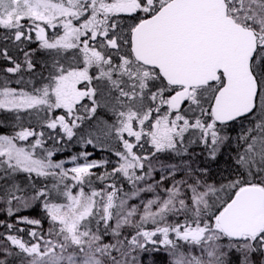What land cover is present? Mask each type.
<instances>
[{"label": "snow or ice", "instance_id": "obj_1", "mask_svg": "<svg viewBox=\"0 0 264 264\" xmlns=\"http://www.w3.org/2000/svg\"><path fill=\"white\" fill-rule=\"evenodd\" d=\"M0 42V210L49 221H0V264H264V0H0ZM74 137L115 162L45 147Z\"/></svg>", "mask_w": 264, "mask_h": 264}, {"label": "rangeland", "instance_id": "obj_2", "mask_svg": "<svg viewBox=\"0 0 264 264\" xmlns=\"http://www.w3.org/2000/svg\"><path fill=\"white\" fill-rule=\"evenodd\" d=\"M16 87H19V86H16ZM60 111L61 110H56L55 111V115H59L60 114ZM0 114H4L6 116H12L13 114L12 113H8V112H0ZM23 119H22V123L25 127H27L26 125V122L25 120L27 119V121H30L29 118L27 117L26 114H21ZM14 118V116H12ZM32 121V120H31ZM35 121V120H34ZM16 123V121H15ZM15 123L12 124L11 126V130H8V134L6 135H14V133L16 131L19 130V128L15 127ZM45 130H48V129H45ZM57 131H59V129H57ZM33 140V138H29V141H17V144L20 145V146H24V147H28L29 143ZM62 142H68L67 139L63 140ZM61 142V143H62ZM71 143L70 148H72L71 150H69V154H68V160H65L66 161V164H65V167H72L73 164L71 163V156L73 155H77L78 153H75V150L73 149L74 145H78L79 147L82 146V151L81 152H90L92 153V155L89 157V159H96V160H100V159H111L112 162L114 163L116 158L114 156L111 155L110 152H107L105 154L104 151H101L99 150L98 148H94L93 146L91 145H82L81 143L78 142V139L77 137H74L71 141H69ZM194 151L196 152H200L201 149L200 148H196L194 146ZM40 149H37L36 150V154L39 156L41 153H40ZM80 153V152H79ZM95 154H100V158H96L94 157L93 155ZM55 157V156H54ZM53 157V159H54ZM64 157V156H63ZM67 158V157H65ZM58 160H64L62 159V157L60 158L58 156ZM78 162H82L81 161H78ZM195 163L198 164L199 166L201 167H208L209 168V172H210V179H215V180H219L221 178V175L224 174L226 175L227 173L224 171L225 169H228V170H231V163L230 161L228 160V153L225 152L223 156L219 157L218 160L216 162H210V161H207L204 157V155H199L195 158ZM111 165V164H109ZM24 174H20L19 176H23ZM86 190V189H85ZM88 191V190H86ZM4 208V205L3 204H0V209H3ZM30 209V208H29ZM22 210L20 211L19 213L16 214V216H28L29 218H32V219H38L37 216L31 214V213H28V210ZM16 216H13V217H8L6 212L0 210V221H5L7 223H11L16 227V228H27V235H28V231L29 230H35V231H44L46 232L44 229H46L45 227H43L42 223L40 225H27V224H22V223H17L16 221ZM182 220V218H180ZM170 222H175V218H172L170 217L169 218ZM1 227V225H0ZM151 228V227H150ZM16 234V233H14ZM20 236L23 237L22 233H19ZM29 237V236H28ZM0 239H3L2 236H0ZM3 257L0 256V259H2ZM165 259L163 253H152V252H148V253H142L141 254V260H142V264H160V262H162L163 260Z\"/></svg>", "mask_w": 264, "mask_h": 264}, {"label": "trees", "instance_id": "obj_3", "mask_svg": "<svg viewBox=\"0 0 264 264\" xmlns=\"http://www.w3.org/2000/svg\"><path fill=\"white\" fill-rule=\"evenodd\" d=\"M2 43L3 42H0V45H2ZM36 46H37L36 44L28 45V47H31V48H36ZM9 49H10V55H13L14 57H18L19 59L22 60V54L17 53L16 48L13 45H11L10 43H9ZM36 59L38 61L37 67L39 68V62H40V59H41L40 54H37ZM6 66H9L7 64V61H5L2 58H0V70H2ZM2 75H3V73H2V71H0V77H2ZM8 75H9L10 79H12L13 81L15 80V77L14 76H11V74H8ZM10 86L16 87V86H19V85L15 84V83H12ZM12 116H14V115H12ZM12 116H6L4 114H0V121H3V123L0 124V134H8V130H11L10 128H11L12 124L15 123V119ZM31 120H32L31 122L30 121H27V119L25 120V122L27 124L26 126L27 127L28 126L36 127L37 125H36V121H34L35 119H31ZM44 131L46 133V138H47V135L50 133L51 130H45L44 129ZM69 145H71V143L69 141L68 142H65V143L62 142V143H60L58 145H54V142L52 140H46L45 147L46 148H53V147H55V148L59 149V151H57V153H56V155L54 157V160H58V156L60 158L62 157V159H64V160H68L69 150L72 149V148H70ZM73 149L75 150V153H79V152L82 151L83 148H82V146L79 147L78 145H74ZM104 152L107 153L108 151H104ZM40 153H42V150L40 151ZM65 157H67V158H65ZM111 167H112V165H108V170H110ZM103 170L104 169H99V170H97L95 172H97V174H99ZM24 176H25V174L23 176H19L18 178L20 180H23L24 179ZM93 186L99 188L102 185L100 184L99 181H95ZM86 190H89V189L86 188ZM74 191H76V190L74 189ZM28 213H31V214L37 216L38 219L41 221L43 227L46 228L44 230L47 231V229L49 227V221H48V219H47L44 211L42 210V208L40 207L39 204H37L34 207L30 208L28 210ZM10 223H11V221H10ZM148 227L150 228L152 226L151 225H148ZM15 229H16V227L14 226L13 234L15 233ZM27 230L28 229L25 228V231L22 233V235H23V238L25 240H30L31 238L28 237V235L26 234L27 233ZM5 231H6V229L1 225V227H0V234L5 233ZM37 232H39V231H37ZM8 259L11 260L12 257H9Z\"/></svg>", "mask_w": 264, "mask_h": 264}, {"label": "flooded vegetation", "instance_id": "obj_4", "mask_svg": "<svg viewBox=\"0 0 264 264\" xmlns=\"http://www.w3.org/2000/svg\"><path fill=\"white\" fill-rule=\"evenodd\" d=\"M85 103H88V101L86 100ZM62 111H63V110L60 111V114H62ZM145 147L147 148L148 146L146 145ZM105 154H106V153H105ZM93 156L96 157V158H100V154H95V155H93ZM97 170H99V169H93L94 172L97 171Z\"/></svg>", "mask_w": 264, "mask_h": 264}]
</instances>
